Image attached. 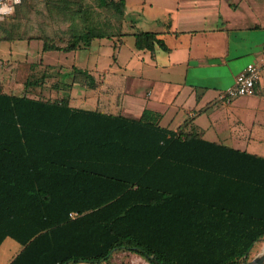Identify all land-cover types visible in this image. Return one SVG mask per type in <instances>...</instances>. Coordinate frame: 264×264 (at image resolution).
Returning <instances> with one entry per match:
<instances>
[{
	"label": "trees",
	"instance_id": "trees-1",
	"mask_svg": "<svg viewBox=\"0 0 264 264\" xmlns=\"http://www.w3.org/2000/svg\"><path fill=\"white\" fill-rule=\"evenodd\" d=\"M74 1L20 0L15 15L0 19V40L24 37L7 25L17 26L32 2L44 10ZM124 4L80 0L72 9L81 27L68 39L41 33L42 49L121 35ZM133 36L138 49H166L155 32ZM48 70L20 93L0 86V243H18L6 264H109L115 250L149 264L246 260L264 237V155L208 140L194 126H161L149 109L129 118L74 107L68 95H30Z\"/></svg>",
	"mask_w": 264,
	"mask_h": 264
},
{
	"label": "crops",
	"instance_id": "crops-1",
	"mask_svg": "<svg viewBox=\"0 0 264 264\" xmlns=\"http://www.w3.org/2000/svg\"><path fill=\"white\" fill-rule=\"evenodd\" d=\"M81 15L67 6L25 11L19 23L33 37L0 40L19 42L25 49L14 57L8 46V52L0 53L6 63L29 70L48 66L45 85L30 86V95L34 89L47 97L68 95L74 107L129 118L149 109L161 126H194L208 140L264 155V66L255 94L225 104L215 101L247 62L264 61V0H125L121 35L95 37L71 50L42 49L41 33L68 39L73 27H81ZM136 31L155 32L166 49L156 46L151 54L136 48ZM32 41L40 42L35 58L28 51ZM7 53L12 61L3 58ZM7 248L11 254H1L0 264L8 262L18 243ZM111 255L114 261L128 256L129 264H149L128 250Z\"/></svg>",
	"mask_w": 264,
	"mask_h": 264
},
{
	"label": "rangeland",
	"instance_id": "rangeland-1",
	"mask_svg": "<svg viewBox=\"0 0 264 264\" xmlns=\"http://www.w3.org/2000/svg\"><path fill=\"white\" fill-rule=\"evenodd\" d=\"M86 3L89 4H93L94 0H84ZM30 3V2H29ZM33 4H29L27 5V7L25 8V11H29V10H38V7H41L39 4H37L36 2H32ZM80 4V0H75L73 2V4H70L69 8H76V5ZM94 12V14H99L97 16H99L100 18H110L113 21V17L111 18V16H109V12L107 10H101V9H97L95 7H93L92 9H90ZM98 12V13H97ZM17 13V9L14 10L11 14V16L15 15ZM31 20V18H27L26 22L27 24L29 23V21ZM10 23V22H8ZM13 25L10 26V24L7 25L8 29H11L9 32L15 36L18 35H24L27 36L29 35V33H26L27 30L23 32L22 29V24H24L23 21H20V23L16 26L15 25V21L13 20ZM26 24V23H25ZM27 24L25 25V28L27 26ZM16 26V27H15ZM39 41H32L29 46V55L33 58L37 57V55L40 54V46H39ZM21 43L13 41V42H5V41H1L0 42V53H4L8 50V46L11 47V55L14 57H20L22 52H24V48L23 45H20ZM9 51V50H8ZM7 51V52H8ZM3 58H8V61H12L11 58L9 57V54L7 53L5 57ZM44 59H47L46 57H44ZM40 66L36 65V66H32V68L29 70L27 66L25 65H21V64H14V63H6L5 60H3L0 57V86H2L3 89L7 90V91H12L14 93H20L23 91L24 89V81L27 78H33V76L37 75L39 76L41 74V72L43 71L44 65L39 64ZM35 93L34 95H37V91L36 89H34ZM29 92V90H28ZM217 102V101H216ZM218 104H224L221 102H218ZM10 244H16V242L12 239H7L6 243H4V245L2 247H5L0 250V255L2 254L5 258L8 257L11 254L10 249H8L7 247ZM264 246V237L259 239L258 241H256L252 248L251 251L249 252L246 260L251 259L253 256H255L260 250L261 248ZM118 254H123L120 252H117ZM114 256L115 255H111L109 258V264H129V262H127V257L128 256H124L122 262L119 261H114ZM113 257V258H112ZM4 258V259H5ZM129 259V258H128ZM264 264V263H263Z\"/></svg>",
	"mask_w": 264,
	"mask_h": 264
},
{
	"label": "built area",
	"instance_id": "built-area-1",
	"mask_svg": "<svg viewBox=\"0 0 264 264\" xmlns=\"http://www.w3.org/2000/svg\"><path fill=\"white\" fill-rule=\"evenodd\" d=\"M19 2L20 0H0V19L11 14ZM263 66L264 61L247 62L235 75L232 85L218 92L215 101L225 104L237 96L255 94ZM262 87L264 88V85Z\"/></svg>",
	"mask_w": 264,
	"mask_h": 264
},
{
	"label": "water",
	"instance_id": "water-1",
	"mask_svg": "<svg viewBox=\"0 0 264 264\" xmlns=\"http://www.w3.org/2000/svg\"><path fill=\"white\" fill-rule=\"evenodd\" d=\"M264 263V247L249 260H245L239 264H263Z\"/></svg>",
	"mask_w": 264,
	"mask_h": 264
},
{
	"label": "bare ground",
	"instance_id": "bare-ground-1",
	"mask_svg": "<svg viewBox=\"0 0 264 264\" xmlns=\"http://www.w3.org/2000/svg\"><path fill=\"white\" fill-rule=\"evenodd\" d=\"M263 247H264V246H263ZM263 247H262V248H263Z\"/></svg>",
	"mask_w": 264,
	"mask_h": 264
}]
</instances>
